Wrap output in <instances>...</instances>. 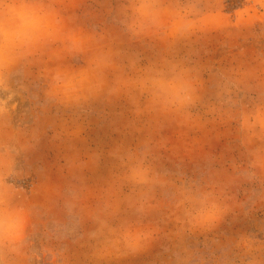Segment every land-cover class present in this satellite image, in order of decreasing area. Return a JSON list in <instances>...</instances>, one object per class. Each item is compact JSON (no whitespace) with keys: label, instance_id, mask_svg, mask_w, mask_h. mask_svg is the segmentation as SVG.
Segmentation results:
<instances>
[{"label":"rangeland","instance_id":"rangeland-1","mask_svg":"<svg viewBox=\"0 0 264 264\" xmlns=\"http://www.w3.org/2000/svg\"><path fill=\"white\" fill-rule=\"evenodd\" d=\"M78 3L76 22L107 34L125 56L143 63L175 60L193 69L200 96L192 110L195 122L182 124L174 114L137 120L124 98L78 111L49 106L35 77L38 66L30 69L32 75L24 69L11 85L0 81V125H8L0 146L11 150L20 202L31 211L29 245L23 257L10 256L8 264H178V252L190 257L187 264H249L250 256L233 243L241 233L260 241L256 255L264 262V183L237 175L245 155L230 120L238 107L264 96V0H197L203 27L171 46L128 39L114 15L121 0ZM149 138L150 162L168 180H230L232 210L211 232L178 234L169 190L157 189L148 217L161 229L154 244L138 254L98 259L89 213L117 169L109 153L118 144L140 148ZM91 154L99 155L95 164H68L77 156L88 161Z\"/></svg>","mask_w":264,"mask_h":264},{"label":"clouds","instance_id":"clouds-1","mask_svg":"<svg viewBox=\"0 0 264 264\" xmlns=\"http://www.w3.org/2000/svg\"><path fill=\"white\" fill-rule=\"evenodd\" d=\"M78 7V0H0V81L11 85L24 69L32 75L30 69L38 66L35 77L49 106L78 111L98 101L124 98L137 120L174 114L182 124L195 122L192 110L200 96L193 69L175 60L143 63L137 56H125L107 34L76 22ZM114 15L128 39L165 46L203 27L197 0H121ZM230 120L245 155L244 165L236 166L237 175L248 183H264V96L238 107ZM7 127L0 125V143ZM152 148L149 138L140 148L118 144L110 151L117 169L89 213L95 225L89 233L94 257L134 255L154 244L161 229L148 217L157 189L169 190L178 234L211 232L231 212L230 180L170 181L167 173L153 168ZM98 159V154H91L88 161L77 156L68 164L87 167ZM17 169L10 148L0 146V264H8L10 256L23 257L29 245L31 211L20 202ZM233 243L250 256L249 264H264L256 255L261 245L254 236L241 233ZM175 258L178 264H187L190 257L178 252Z\"/></svg>","mask_w":264,"mask_h":264}]
</instances>
